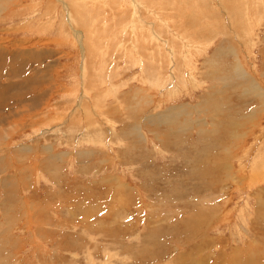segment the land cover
<instances>
[{
    "label": "rangeland",
    "instance_id": "374dc122",
    "mask_svg": "<svg viewBox=\"0 0 264 264\" xmlns=\"http://www.w3.org/2000/svg\"><path fill=\"white\" fill-rule=\"evenodd\" d=\"M0 54V264H264V0H0Z\"/></svg>",
    "mask_w": 264,
    "mask_h": 264
},
{
    "label": "bare ground",
    "instance_id": "6f19581e",
    "mask_svg": "<svg viewBox=\"0 0 264 264\" xmlns=\"http://www.w3.org/2000/svg\"><path fill=\"white\" fill-rule=\"evenodd\" d=\"M223 10V9H222ZM128 26V25H127ZM133 26V25H132ZM113 36V35H112ZM127 44V43H126ZM11 55V54H10ZM4 57V55H2V54H0V58H3ZM15 57V56H14ZM9 61H12L11 60V56H7L6 57ZM14 60V59H13ZM17 60V59H16ZM19 67H21V66H19ZM235 69H236V73L237 74H244L243 72H242V68L238 65V64H236V66H235ZM246 75V74H245ZM244 76V75H243ZM242 76V77H243ZM241 77V76H240ZM244 78V77H243ZM9 83V82H8ZM117 91V90H116ZM38 93V92H37ZM44 92H42V94H43ZM39 95V94H38ZM45 95V94H44ZM40 96V95H39ZM42 97V96H41ZM44 97V96H43ZM38 98V97H37ZM40 99V98H39ZM44 102V101H43ZM37 104V103H36ZM45 104V103H44ZM17 106H19V104L17 105ZM33 107V106H32ZM251 112H250V114L249 115H246V117H244L243 119H245L246 121H243V123H246V122H249L250 120H251V122H253L252 120L254 119V118H256L255 116H256V114H254L253 113V111L252 110H250ZM174 112V111H173ZM181 112V111H180ZM152 120V119H151ZM155 120V119H154ZM230 124H232V123H230ZM165 125V124H164ZM228 126V125H227ZM243 127V126H242ZM241 127V128H242ZM135 129H137V128H135ZM244 129V128H243ZM134 131V130H133ZM135 132V131H134ZM231 132H233V130L231 131ZM230 132V133H231ZM238 133V132H237ZM137 134H139V133H137ZM239 134V133H238ZM230 138L231 139H234L235 138V136H230ZM226 150V149H225ZM232 153V152H231ZM48 161V160H47ZM212 198V197H211ZM210 198V199H211ZM261 205V204H260ZM101 226V225H100ZM201 253V252H200ZM194 263V262H193ZM257 264V263H256Z\"/></svg>",
    "mask_w": 264,
    "mask_h": 264
},
{
    "label": "crops",
    "instance_id": "0c3cea01",
    "mask_svg": "<svg viewBox=\"0 0 264 264\" xmlns=\"http://www.w3.org/2000/svg\"><path fill=\"white\" fill-rule=\"evenodd\" d=\"M255 85H256V84H255ZM259 96H261L260 93H259ZM260 99H261V98H260ZM252 111L255 112V114H258V108H257V111H256V110H253V109H252ZM249 114H250V113H249ZM249 114H248V115H249Z\"/></svg>",
    "mask_w": 264,
    "mask_h": 264
}]
</instances>
